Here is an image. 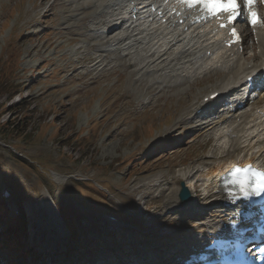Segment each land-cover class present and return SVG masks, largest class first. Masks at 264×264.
<instances>
[{
    "label": "rangeland",
    "instance_id": "374dc122",
    "mask_svg": "<svg viewBox=\"0 0 264 264\" xmlns=\"http://www.w3.org/2000/svg\"><path fill=\"white\" fill-rule=\"evenodd\" d=\"M88 2L0 0V194L9 192V199L0 200V216L9 219H0V226L13 229L0 233V264H126L115 259L118 246H128L141 261L159 259L161 249L175 245L168 226L176 221L180 229L201 216L164 204L179 178L221 164L211 159L216 146L239 162L254 158L259 149L231 153L235 136L221 140L214 129L225 130L227 124L216 120L198 133L196 126L206 116L187 122L204 96L236 84L238 67L257 65L264 45L244 23L239 25L248 33L242 60L230 72L181 77L165 76L170 71L160 69L139 76L128 66L130 58L110 52L115 43L97 41L98 28L88 24ZM255 30L264 37V23ZM99 54L106 59L93 64ZM252 96L240 110L263 93ZM234 111L226 118L237 116ZM259 154L257 164L264 158ZM55 174L65 180L57 182ZM198 195L203 199L201 191ZM43 204L55 209L65 229L61 245L50 247L52 263L36 248L43 242Z\"/></svg>",
    "mask_w": 264,
    "mask_h": 264
},
{
    "label": "bare ground",
    "instance_id": "6f19581e",
    "mask_svg": "<svg viewBox=\"0 0 264 264\" xmlns=\"http://www.w3.org/2000/svg\"><path fill=\"white\" fill-rule=\"evenodd\" d=\"M88 1H91L88 4H92L90 9L92 14L90 15L88 24L98 28L95 33L98 34L97 41L106 44L115 43L114 48H109L110 52L122 53L121 58H130L131 62H129L128 66L134 68L135 74L139 76L142 72L151 73L153 70L156 73L160 69H162L160 71L162 74L165 72L169 73L170 71L165 76L179 75L181 77L194 73H202L207 70L210 72H219V70L230 72L235 67L237 68V64L239 65L242 60V52L240 53L239 46L231 47L230 49L224 48L220 42L221 37L213 34V28L208 22L199 21V15L190 10L182 11L180 6L174 4V0H168L167 2L166 0ZM102 2H105V4L102 5ZM173 11L175 14H172ZM123 15H126L128 20L118 23V20L124 17ZM99 16L103 17L97 19ZM134 17L136 18L134 19ZM180 20H182L181 23ZM137 22L139 23L137 24ZM154 24H157V26H153ZM249 31L252 36L257 37L258 43L264 45V37L259 36L257 30L252 29ZM247 36L248 33L246 31L243 37ZM109 46L111 47L112 44H109ZM97 52L104 53L102 51ZM102 55L104 54L94 57L92 63L100 65L106 59V55L104 57ZM256 59L258 62L255 67H244V64L238 67L237 70H241V72L235 77V81L237 80L235 88L233 87L235 84L231 85L229 83L222 89L215 90L210 94L220 92V96H217L213 100L218 101L226 95L232 94V92L237 93L227 105V108L223 109L225 113L220 115L214 112V110L209 109L210 111H207V118L200 122V124L198 123L199 126L197 127L199 129L197 132L201 133L205 129H210L211 126L214 127L213 122L216 120L222 121L220 123L227 124L225 130L224 128L223 130H219L218 125L214 129L219 132L218 138L222 136L221 140L225 137L229 138L231 135H233V138L235 136L232 144H230L231 153L245 152V147L248 146L249 149L247 151L249 152L254 146L259 145L257 153H260V156L262 154V157H264V98L258 100L256 104L248 106L249 108L246 111L239 109V107L244 104L247 105L248 101L251 100L250 96H244L247 89L245 86L247 78L254 76L255 70L263 66V58L259 55ZM87 60H92V58L88 57ZM101 66L105 67L104 64ZM208 71L207 73H209ZM195 107L196 109H200V111L199 113L191 112L188 115L192 121H196L203 116L206 104H200ZM232 110L237 116L227 119L226 117L233 112ZM237 118L239 119L236 122ZM214 152L215 154L211 159L223 160L221 164L206 169L196 177L189 178V175L185 174L178 180V183L183 182L185 187L188 188L187 190H189L192 197L190 201H178L177 194L180 184H178L179 186H172L170 193H167L165 196L166 202L164 204L174 208L179 213L200 214L201 216L186 220L182 223L180 229L177 228L176 221L175 224L169 225L167 229L169 230L168 233L171 234L169 237L174 240L175 245L171 249H161V255L164 254L162 258L157 260V258L154 259L153 257L152 261L150 260L148 264L196 263L202 258L200 253L208 247V244L211 242L210 240L220 231H224L223 226L229 221L236 222L242 220L241 230L254 225L256 222L254 212L258 205L255 197H245L216 188L219 171L228 163V160L232 159V154H229V151L227 153L224 151L221 154L217 146L214 148ZM256 154L254 158L251 155L249 158L247 157L237 163H252L253 165L264 166V158L260 164L255 162L257 159ZM236 161L234 159V162ZM64 177L62 175L58 176V174L54 175V179L57 182H63L65 180ZM199 191H201L203 199L198 195ZM42 207V210L46 211V216L41 221L40 226L43 242L37 243L36 248L41 253L44 261L52 263L55 262V254L50 250V247L61 245L59 236L65 229L55 209L48 208L46 204H43ZM213 213L216 214L212 215ZM146 217L150 219L157 218ZM138 243L134 241L133 244ZM166 243V246H170L168 242ZM128 248V246H118L116 251L113 252L115 259H124L129 264H135L134 260H130L129 258L137 255V253H132ZM154 248L152 247V249ZM153 254L157 255V253ZM161 255L158 257H161ZM138 256L140 257V255ZM114 264L119 263L115 261Z\"/></svg>",
    "mask_w": 264,
    "mask_h": 264
},
{
    "label": "snow or ice",
    "instance_id": "6c2138e0",
    "mask_svg": "<svg viewBox=\"0 0 264 264\" xmlns=\"http://www.w3.org/2000/svg\"><path fill=\"white\" fill-rule=\"evenodd\" d=\"M181 2L189 8L199 5L201 11L208 16L218 18L222 14H227L228 23H232L241 14V0H181ZM242 2L244 9L247 11L248 22L256 25L259 21L258 13L254 9L257 0H242ZM220 26L224 27L225 25L222 23ZM231 35L234 42L239 41V35L235 28L232 29ZM260 87L264 91V84ZM243 172H245V169L239 167H234L232 171L231 183L239 188L240 194L247 197L249 195L260 196L264 193V173L255 172L251 176L239 175Z\"/></svg>",
    "mask_w": 264,
    "mask_h": 264
},
{
    "label": "water",
    "instance_id": "95a60500",
    "mask_svg": "<svg viewBox=\"0 0 264 264\" xmlns=\"http://www.w3.org/2000/svg\"><path fill=\"white\" fill-rule=\"evenodd\" d=\"M181 187H182V189H180L181 191L179 193L180 200L182 202L190 200L191 197L189 195L188 190H186V188L183 186V184H181Z\"/></svg>",
    "mask_w": 264,
    "mask_h": 264
},
{
    "label": "trees",
    "instance_id": "16d2710c",
    "mask_svg": "<svg viewBox=\"0 0 264 264\" xmlns=\"http://www.w3.org/2000/svg\"><path fill=\"white\" fill-rule=\"evenodd\" d=\"M2 85H3V87H6V83L5 82H2ZM24 137V136H23ZM8 231V233H9V231H13V229L12 228H9V230H7ZM11 234V233H10ZM12 235H15V233H13ZM11 241H13V238L11 239Z\"/></svg>",
    "mask_w": 264,
    "mask_h": 264
}]
</instances>
